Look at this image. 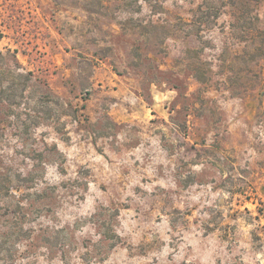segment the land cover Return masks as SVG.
<instances>
[{"label":"rangeland","instance_id":"rangeland-1","mask_svg":"<svg viewBox=\"0 0 264 264\" xmlns=\"http://www.w3.org/2000/svg\"><path fill=\"white\" fill-rule=\"evenodd\" d=\"M264 0H0V264H264Z\"/></svg>","mask_w":264,"mask_h":264},{"label":"trees","instance_id":"trees-1","mask_svg":"<svg viewBox=\"0 0 264 264\" xmlns=\"http://www.w3.org/2000/svg\"><path fill=\"white\" fill-rule=\"evenodd\" d=\"M258 34L261 37V43L264 45V32L262 30H258ZM264 55V52H263Z\"/></svg>","mask_w":264,"mask_h":264}]
</instances>
